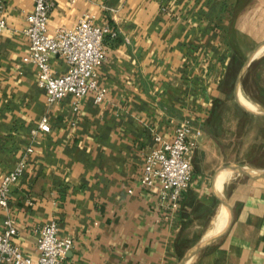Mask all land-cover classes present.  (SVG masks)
<instances>
[{"label": "crops", "instance_id": "obj_1", "mask_svg": "<svg viewBox=\"0 0 264 264\" xmlns=\"http://www.w3.org/2000/svg\"><path fill=\"white\" fill-rule=\"evenodd\" d=\"M49 1L50 32L87 13L117 37L106 39L94 77L102 101L90 94L76 113L65 96L47 109L35 66L22 61L32 2L5 1L0 177L21 158L25 168L0 230L12 218V242L33 262L38 231L54 220L73 243L63 264H264V116L238 83L240 51L264 39V0ZM49 64L57 75L66 70L58 56ZM44 115L50 131L32 135ZM183 119L196 144L193 172L179 210L167 215L157 190L139 180L154 138L168 140Z\"/></svg>", "mask_w": 264, "mask_h": 264}, {"label": "built area", "instance_id": "obj_2", "mask_svg": "<svg viewBox=\"0 0 264 264\" xmlns=\"http://www.w3.org/2000/svg\"><path fill=\"white\" fill-rule=\"evenodd\" d=\"M5 1L0 0V33L6 29L2 18ZM30 1L32 10L25 17L23 30L28 52L22 61L35 66L36 85L44 91L46 108H51L65 96L72 98V110L76 113L82 100L90 94L94 95L95 103L101 102L104 90L97 87L94 77L105 60L106 39H116L117 32L109 24L95 25L87 13L71 28L50 32L48 21L52 3L49 0ZM53 56L65 62L63 74L57 75L52 70L49 60ZM49 131V118L44 115L31 133L35 136ZM154 141L158 147L144 154L139 183L146 189H156L161 207L167 215L173 214L180 208L181 194L189 187L193 172L196 144L190 120L180 121L168 140L156 136ZM24 168L25 160L21 158L12 171L0 177V211L6 210L10 189L22 176ZM16 234L13 219L7 217L0 230V264H63L73 245L71 238L59 236L57 222L50 221L38 231L37 260L33 262L12 242Z\"/></svg>", "mask_w": 264, "mask_h": 264}, {"label": "rangeland", "instance_id": "obj_3", "mask_svg": "<svg viewBox=\"0 0 264 264\" xmlns=\"http://www.w3.org/2000/svg\"><path fill=\"white\" fill-rule=\"evenodd\" d=\"M247 3V1H244ZM242 3V9H243ZM245 5V4H244ZM248 5V4H246ZM245 5V7H246ZM243 40L241 41V46L244 44ZM264 45V39L249 50L240 51L243 55L241 60L242 64L252 53H254L259 47ZM240 90L248 98L249 102L254 105H259L264 107V53L258 58H254L250 65L246 68L239 80ZM258 153V152H257ZM260 156H257L259 158ZM264 172V171H260Z\"/></svg>", "mask_w": 264, "mask_h": 264}, {"label": "water", "instance_id": "obj_4", "mask_svg": "<svg viewBox=\"0 0 264 264\" xmlns=\"http://www.w3.org/2000/svg\"><path fill=\"white\" fill-rule=\"evenodd\" d=\"M255 52H256V51H255ZM255 52H254V53H255ZM254 53H252V54L246 59V61L244 62V65H243V67H242V69H241V72H240V74H239V76H238V83H239V80H240L242 74H243L244 71L246 70V68L250 65V63L252 62V60L255 58V57H254ZM253 106H254V110H255L258 114L264 116V108H262V107L259 106V105H254V104H253ZM237 171H238L239 173H241V174H243V175L249 177V178L254 179V180H260L257 176H255V175H253V174H250V173H248L247 171H245V170H243V169H240V168H239V169H237ZM222 229H223V228H222ZM221 231H222V230H221ZM221 231H220L219 233H221ZM219 233H218L217 235L211 237V238H208L207 240H205V241H203V242L198 243V244H197V245H196V246L190 251L189 255H188L187 258L184 260V262H186V260L188 259L189 256H192L193 254H195L196 252H198L199 250H201L203 247H205L206 245H208L209 243H211L212 241H214L215 238L219 235Z\"/></svg>", "mask_w": 264, "mask_h": 264}, {"label": "bare ground", "instance_id": "obj_5", "mask_svg": "<svg viewBox=\"0 0 264 264\" xmlns=\"http://www.w3.org/2000/svg\"><path fill=\"white\" fill-rule=\"evenodd\" d=\"M264 53V45L257 51V52H255L254 53V57L255 58H258L259 56H261L262 54ZM242 96H243V98L247 101V102H249V100H248V98H246V96L242 93L241 94ZM250 103V102H249ZM222 212V209H220V213ZM206 236H208V233L206 234ZM209 238V237H208ZM189 261H190V259L189 260H187V262H186V264H189Z\"/></svg>", "mask_w": 264, "mask_h": 264}, {"label": "trees", "instance_id": "obj_6", "mask_svg": "<svg viewBox=\"0 0 264 264\" xmlns=\"http://www.w3.org/2000/svg\"><path fill=\"white\" fill-rule=\"evenodd\" d=\"M262 108H264V107H262Z\"/></svg>", "mask_w": 264, "mask_h": 264}]
</instances>
